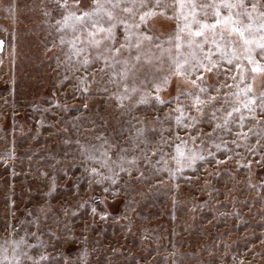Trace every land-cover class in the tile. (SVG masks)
<instances>
[{
    "label": "rangeland",
    "instance_id": "rangeland-1",
    "mask_svg": "<svg viewBox=\"0 0 264 264\" xmlns=\"http://www.w3.org/2000/svg\"><path fill=\"white\" fill-rule=\"evenodd\" d=\"M163 2L171 4L173 0ZM4 3L7 0H0V4ZM15 3L18 11L13 16L0 9V39L5 40L0 54V159L13 149L15 157L6 160L7 167L0 163V244L6 238L12 239L13 231H16V239L26 231L35 232L34 227L21 222L39 215L41 240L48 245L46 251L57 257L60 253L70 254L73 262L77 261L80 250L87 249L89 264H238L240 260L244 264H264V244L261 243L264 239V165L257 162L259 156L254 157L244 148L236 149L240 155L229 153L233 158L226 164L217 167L214 163L198 162L196 171L186 168L175 178L166 171L154 170L163 167L162 163H157L161 155L175 170V161L171 159L179 143L174 137L175 113L170 121L164 122L163 118L177 104L172 101L160 105L151 98L147 104L137 101L145 92L154 97L153 79L159 82L167 74L169 60L165 50L170 48L175 54L177 21L164 16L151 21V31L145 30V34L153 35L154 41L144 42L138 71L130 73L126 81L109 82L113 72L111 69L106 73L98 71L103 67L102 61L92 63L87 73L68 72L71 79L65 81L64 52L69 46L60 45V37L63 35L67 41L81 34H73L71 30L56 31L55 19L61 18V13L54 8L53 0H15ZM92 3L93 0H80V7L88 9ZM45 7L51 11V17L42 15ZM167 15H172L170 10ZM117 35L123 41L122 26ZM183 38L187 39L186 34ZM82 39L86 42L87 30ZM9 44L15 45V57L9 55ZM157 44L162 48L158 49ZM89 51L93 57L96 55V49ZM135 54L133 49L132 56ZM122 58H128L127 51ZM157 63L164 69L163 73L155 71ZM121 67L118 65L115 71L119 72ZM93 73L95 77L89 80L88 93L82 94L77 89L78 80L73 77H91ZM208 82L215 83L214 77H209ZM249 82L253 83L257 95L264 90V76L257 75L252 82L249 74ZM125 86L139 91L124 100L121 107L117 97ZM192 89L187 79L177 76L161 96L170 101ZM191 103V97H180L181 106ZM192 115L196 113L193 111ZM209 120L210 117H204L198 128L205 133L212 132L214 124ZM161 126L173 130L172 134L162 133L166 143L161 142ZM138 129L143 130L144 136L134 141ZM192 134L198 135L197 132ZM219 135L226 134L218 132ZM179 136L188 139V133L183 130ZM145 138L148 144L140 142ZM226 138L230 142L234 137ZM205 142V149L211 147L216 152L213 141L205 137ZM248 143L255 145V138ZM136 144L149 154L162 149L152 158L151 167H145ZM85 147L97 156L107 150L112 160L120 156L127 160L135 157L144 176L137 179L140 173L135 170L136 166L125 164L132 175L120 172L118 184L112 186L118 195L109 194L105 199L102 189L110 182L90 186L85 169L99 168V165L87 160L81 151ZM194 147L200 150L199 141L196 145L189 141L186 150ZM204 154L207 155V150ZM217 155L225 159L222 151ZM249 161L252 162L250 168L243 166ZM113 167L119 171L115 165ZM65 170L71 179L64 175ZM100 170L107 174V169ZM53 178L55 190L51 191ZM83 201H89L88 205L78 208ZM93 201L98 211H104L107 205V212L113 218L101 221L97 216L94 226L85 230V224L93 225ZM12 203L16 205L14 209ZM41 208L47 213L46 223ZM28 211L34 216L28 217ZM73 212L77 214L73 216ZM65 224L77 237L76 243L63 244L47 234L51 229L65 235ZM40 242L29 236V243ZM44 250L41 247L31 254L37 256ZM53 264H62V261Z\"/></svg>",
    "mask_w": 264,
    "mask_h": 264
},
{
    "label": "snow or ice",
    "instance_id": "snow-or-ice-1",
    "mask_svg": "<svg viewBox=\"0 0 264 264\" xmlns=\"http://www.w3.org/2000/svg\"><path fill=\"white\" fill-rule=\"evenodd\" d=\"M53 4L54 8L60 10L61 13V18L55 19L56 31L63 33L65 30H71L73 34H81L80 36L74 35L67 41L63 35L60 37V45L67 44L69 46L68 51L64 52L65 81L71 79L68 72L74 70L75 73L81 71L87 73L89 66L96 61L103 62V67L98 71L106 73L109 69L112 70L113 74L109 82L119 84L121 81H126L130 73L134 74L138 71L144 42L154 41L153 35L145 34V30L151 31L149 28L151 21L158 16L177 21L175 54H172L170 48L165 50L168 52L169 60L167 74L163 75L159 82H156L155 78L153 79L154 97L145 92L137 101L140 104H147L151 98L160 105L171 104L172 101L177 104V107L163 118L164 122L170 121L175 113L176 131L174 137L179 143L175 146L176 155L171 159L175 161L176 167L175 170L170 168L168 161L161 155L157 163H162L163 167L155 168V171H166L171 178H175L186 168L196 171L198 162L214 163L219 167L233 158V155H229V153L239 156L240 153L236 149L240 148H244L254 157L259 156L260 159L257 162L264 165V90L257 95L253 83L249 82V74L252 82L255 81L257 75L264 76V0H210L206 3H197L196 0H173L171 4L164 3L163 0H93L88 9L80 7V0H71V2L70 0H53ZM0 9L6 11L9 16H13L18 11V5L15 0H7V3L0 4ZM169 10L172 13L170 17L167 15ZM209 10L211 11L209 12ZM42 15L51 17V11L45 7L42 9ZM201 16L202 18H199ZM210 20L211 22H209ZM105 22L107 23L106 27L104 26ZM121 26L124 33L123 41H120L117 35ZM85 30H87L86 42L82 39ZM185 34L187 39L183 38ZM133 37H135L134 41ZM155 38L158 39V37ZM197 38L202 39L198 40ZM85 44L86 46H84ZM156 47L162 48L159 44ZM4 48L5 40L0 39V54L3 53ZM9 48V55L15 57V45L9 44ZM185 48L187 51L182 50ZM89 49L97 50L94 57ZM133 49L136 53L134 57L132 56ZM125 51L128 52L127 59L122 58ZM57 60L60 63L59 57ZM148 63L151 64L152 61L149 59ZM118 65L122 67L119 72H116L115 69ZM155 71L163 73L164 69L157 63ZM177 76L187 79L193 89L179 93L170 101H165L161 93L166 90L172 78ZM94 77L95 73L91 77L80 75L73 78L78 80L77 89L82 94H87L90 87L89 80H94ZM209 77H214L215 83H209ZM107 90L105 87L104 91ZM137 91L139 89L136 87L129 89L125 86L123 92L117 97L120 106L123 107V101L131 99L132 94ZM181 96L191 97L192 103L181 106ZM84 107L87 108V104ZM193 111L196 115H192ZM204 117H210L209 123L214 124L212 132L205 133L198 128V125L204 122ZM156 119L161 122L160 117ZM245 128L247 131H244ZM181 130L188 133L187 140L179 136ZM172 131V128L165 129L161 126L162 143L167 142L164 141L162 133L172 134ZM193 132H197L198 135H193ZM218 132L226 135L217 136ZM143 136V130L138 129L133 139L134 141L139 140ZM227 136L234 138L229 142ZM205 137L213 141L212 147L216 149V152H213L211 147L205 149ZM253 137L255 145L248 143ZM217 139L219 142H215ZM189 141L194 145L199 141L200 150L195 147L186 150ZM140 142L148 144L146 138ZM230 144L235 147H230ZM136 148L141 152L145 167H151L152 158L157 156L158 151H162V149L153 150L149 154L141 149L139 144H136ZM205 150H207V155L204 154ZM81 151L87 160L99 165V168L93 166L90 170L85 169L90 177V186L93 183L104 185L105 181L110 182V185L103 186L102 189L105 199L109 194L114 197L118 195L113 191L112 186L118 184L120 172L132 175V170L126 168L125 164L136 166L135 170L140 173L137 179L144 176L135 157L132 160H127L126 157L120 156L117 160H112L107 150L101 151L99 156L95 152H89L87 147L82 148ZM121 151L126 150L122 149ZM221 151L225 155L223 160L217 155ZM14 158L13 149L5 154L4 159H0V163H4L7 167L6 160ZM251 163L249 161L243 166L250 168ZM113 165L119 171H116ZM100 169H107V174ZM42 175L47 174L42 173ZM64 175L71 179L67 170L64 171ZM54 190L55 179L53 178L51 191ZM77 195H79L78 192ZM88 203L89 201H83L77 207L84 208ZM92 203L93 225L85 224V230L94 226L97 216L101 221L113 218L107 212V205H105L104 211H98L94 206L96 202ZM11 207L14 209L15 203H12ZM40 212L46 223L47 213L43 208L40 209ZM67 214V210H65V215ZM76 214V212L72 213L73 216ZM12 215L15 216V213L13 212ZM26 215L34 216L31 211H28ZM21 223H28L36 231L31 233L26 231L25 235L20 236L19 239L15 238L16 231L10 233L12 239L6 238L0 244V264H26V262L27 264H53L55 261H62V264H89L87 249L78 252L76 262L71 260L70 254L60 253L57 257L48 253L46 251L48 245L41 240V216L37 215L34 219ZM56 223L59 225V221ZM9 227L13 226L9 225ZM64 227L66 234L63 236L51 229L47 234L53 240L63 244L76 243L77 237L73 231L68 228L67 224ZM29 236L41 242L39 244L29 243ZM261 243L264 244V239L261 240ZM52 246L55 247V245ZM41 247L45 250L39 252L37 256L31 254L33 250ZM112 251L115 253L117 249L114 248ZM209 254L211 255V253ZM108 259L110 261V258ZM233 260L235 261L236 258L234 257ZM238 264H244V261L240 260Z\"/></svg>",
    "mask_w": 264,
    "mask_h": 264
}]
</instances>
